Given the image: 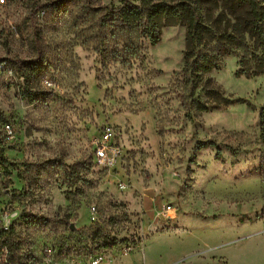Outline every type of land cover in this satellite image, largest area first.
Instances as JSON below:
<instances>
[{
	"label": "rangeland",
	"instance_id": "rangeland-1",
	"mask_svg": "<svg viewBox=\"0 0 264 264\" xmlns=\"http://www.w3.org/2000/svg\"><path fill=\"white\" fill-rule=\"evenodd\" d=\"M122 1H0V246L14 238L22 264H264L254 40L221 54L216 22L218 66L197 77L186 26L152 45L98 9Z\"/></svg>",
	"mask_w": 264,
	"mask_h": 264
},
{
	"label": "trees",
	"instance_id": "trees-1",
	"mask_svg": "<svg viewBox=\"0 0 264 264\" xmlns=\"http://www.w3.org/2000/svg\"><path fill=\"white\" fill-rule=\"evenodd\" d=\"M99 8L108 10L107 17L110 16L111 21L118 22L129 32H138L139 36L148 38L152 45L158 43L163 27L185 25L187 29L185 69L197 77L202 72H208L218 66L219 56L210 54L209 50L216 34L215 29L220 30L218 27L220 25H216V22L220 24L225 21L226 27L231 31L224 29L218 38V49L221 54H230V49L234 48L248 49L246 43L248 35L254 40L253 56L256 57L255 69L249 71L250 75L264 73V0H139V3L123 0L119 6ZM214 8L220 10L215 21L212 19ZM105 24L106 18H102L98 25L103 27ZM256 48L260 49V54L256 52ZM246 61L247 57L243 56L242 64L244 65ZM244 72L243 67L240 73ZM25 75L23 71L21 76ZM217 102L229 101L223 99ZM196 104L200 111L208 109L204 102L197 101ZM261 119L264 122V107L261 109ZM217 157H220V152L217 153ZM2 248H6L11 264H22L14 238L9 235L3 237L0 252Z\"/></svg>",
	"mask_w": 264,
	"mask_h": 264
},
{
	"label": "built area",
	"instance_id": "built-area-1",
	"mask_svg": "<svg viewBox=\"0 0 264 264\" xmlns=\"http://www.w3.org/2000/svg\"><path fill=\"white\" fill-rule=\"evenodd\" d=\"M1 2H4V0H0ZM2 67V65H1ZM12 73V72H11ZM6 130L8 131L9 134H12V128L9 124L6 125ZM111 137V133L109 131H106L103 135V139L98 141V143L96 144V154L98 158H105L107 155V150H108V144L107 141L110 139ZM175 212V208L173 207V205L171 203H168L164 206L161 207V209L158 211V216L160 218H165V219H171L173 218V214ZM97 210L95 206L91 207V217L92 220L95 221L97 219ZM5 251V250H3ZM125 251H131L130 247H126ZM103 258L102 257H95L92 261V264H101L102 263ZM7 264H11L9 262H7Z\"/></svg>",
	"mask_w": 264,
	"mask_h": 264
}]
</instances>
